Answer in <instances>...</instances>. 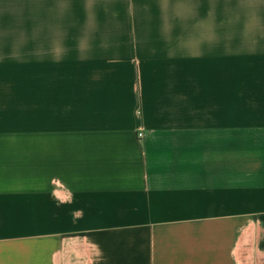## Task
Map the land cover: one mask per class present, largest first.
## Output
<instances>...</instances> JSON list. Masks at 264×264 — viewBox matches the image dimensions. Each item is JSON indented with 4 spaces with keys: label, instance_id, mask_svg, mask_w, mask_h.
<instances>
[{
    "label": "crops",
    "instance_id": "obj_1",
    "mask_svg": "<svg viewBox=\"0 0 264 264\" xmlns=\"http://www.w3.org/2000/svg\"><path fill=\"white\" fill-rule=\"evenodd\" d=\"M262 47L225 0H0V264H264Z\"/></svg>",
    "mask_w": 264,
    "mask_h": 264
},
{
    "label": "rangeland",
    "instance_id": "obj_2",
    "mask_svg": "<svg viewBox=\"0 0 264 264\" xmlns=\"http://www.w3.org/2000/svg\"><path fill=\"white\" fill-rule=\"evenodd\" d=\"M200 2L201 0H195V4ZM225 4L226 24L249 21L253 24H264V0H225Z\"/></svg>",
    "mask_w": 264,
    "mask_h": 264
},
{
    "label": "built area",
    "instance_id": "obj_3",
    "mask_svg": "<svg viewBox=\"0 0 264 264\" xmlns=\"http://www.w3.org/2000/svg\"><path fill=\"white\" fill-rule=\"evenodd\" d=\"M139 136H143V133L140 132V133H139Z\"/></svg>",
    "mask_w": 264,
    "mask_h": 264
}]
</instances>
